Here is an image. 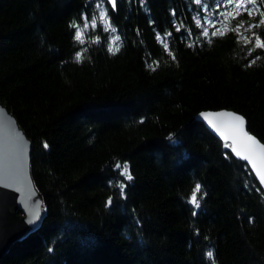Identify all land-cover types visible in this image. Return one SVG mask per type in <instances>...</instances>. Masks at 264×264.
I'll use <instances>...</instances> for the list:
<instances>
[{"label":"trees","instance_id":"1","mask_svg":"<svg viewBox=\"0 0 264 264\" xmlns=\"http://www.w3.org/2000/svg\"><path fill=\"white\" fill-rule=\"evenodd\" d=\"M205 2L207 11L193 0H119L113 11L105 0L101 21L97 0H0V102L31 140L43 203L40 223L0 264H212L208 251L215 264H264V192L194 119L235 111L264 143V50L249 54L264 26L244 32L250 44L231 31L241 20L257 24L264 4L231 19L234 6L219 16L224 7ZM197 11L215 24H205L207 38ZM94 15L96 28L74 41L70 23ZM108 20L114 32L104 30ZM174 22H183L180 32ZM216 28L225 35L212 37ZM156 32L172 33L165 42L175 60ZM153 61L155 71L146 66ZM117 161L134 177L123 197ZM197 182L206 195L193 216L187 200Z\"/></svg>","mask_w":264,"mask_h":264},{"label":"snow or ice","instance_id":"2","mask_svg":"<svg viewBox=\"0 0 264 264\" xmlns=\"http://www.w3.org/2000/svg\"><path fill=\"white\" fill-rule=\"evenodd\" d=\"M108 4L111 5L112 9L114 10L117 5V0H106ZM144 0H140V3H143ZM193 2L203 11H207L209 5L205 2V0H193ZM261 4H264V0H260ZM105 3V0H97L96 8L101 9L99 14V19L101 21L107 19L108 17V10L104 9L102 6ZM217 9L220 7H224L225 11L218 12L217 15L219 16H228L231 8L229 6H234L237 11L232 13L231 19H236L243 13H246L249 17L252 16L253 8H249L248 5L251 4L256 6L257 0H214ZM242 9V12L240 11ZM172 15L175 17L176 12L173 11ZM260 20L257 24L249 23L247 27H244L245 22L241 20L234 29H231L237 35V43L240 42L241 39L244 40L245 44H250L252 41L248 39L244 35V32H247L253 28H260L264 26V10L259 11ZM83 24L77 23L73 20L69 27L74 29L73 40L79 44H83V36H84V29L92 28L95 29L97 26V17L94 15L89 21L87 16H82ZM195 26L201 29L200 35L207 38L209 37V27L205 26L207 23L212 27H215L214 22L209 19L208 17H201L200 11H197L196 15L193 17ZM175 31L180 32L181 28L183 27V22L179 25H175ZM241 28H243V32H241ZM105 31H115V28L112 27L111 21L108 20V27L104 29ZM189 35H191V29H187ZM139 34V32L137 33ZM156 39L159 43L163 44V47L168 54L172 56V59L175 60L174 54L169 50V45L167 39L172 36L171 32H165L163 36H161L160 32H156ZM224 36L225 32L220 31L219 28H216L214 31L211 32L212 37ZM253 37L255 40L254 47L249 49V54L251 55L252 51L255 49L264 50V38L261 37L260 34L254 32ZM117 41H121V37L115 36L109 44V52L115 54L116 52L120 51V45L117 44ZM93 43H99L100 37L97 36L95 40L92 41ZM208 43L211 44L212 40L208 39ZM115 45V46H113ZM191 47V45H189ZM260 57H256L259 59ZM74 62L75 63H82L84 60V56L82 51H77L74 54ZM252 63H255V60L251 61L248 66H251ZM155 65V67L153 66ZM146 66L155 71L156 67L159 66V61H153L152 64H146ZM201 115L208 120V123L226 140L231 141V144L226 145V147H230L232 152L235 155L244 161L248 162L251 165V168L255 171L256 177L259 179V182L262 186H264V143L259 141L256 136L252 135L249 131L246 130V121L244 116L239 115L233 112H219V113H201ZM212 117H216L217 119H212ZM143 122V120H141ZM172 140V137H169ZM44 148H48L49 145L47 142L44 143ZM115 167L120 171V175L123 177V180L118 184V188L120 190V194L123 197L125 195V188L127 184L125 181H132L134 179L129 165L127 162L121 164L119 161L115 163ZM111 183V182H110ZM199 194V195H198ZM206 195L203 192L202 186L200 183H196L192 192L187 200L189 204L193 206V216L197 215V210L201 208V201ZM113 203V198L109 197L106 201V207H110ZM207 257L212 261V264H215V260L213 259L214 253L212 251L207 252Z\"/></svg>","mask_w":264,"mask_h":264},{"label":"water","instance_id":"3","mask_svg":"<svg viewBox=\"0 0 264 264\" xmlns=\"http://www.w3.org/2000/svg\"><path fill=\"white\" fill-rule=\"evenodd\" d=\"M108 5L111 7L110 4ZM219 112L237 113L227 109L205 110L197 113L194 119L203 123L218 139L231 144L230 140L226 141L201 115V113ZM212 119L217 118L212 117ZM246 130L249 131L247 123ZM31 149V140L20 127L15 116L0 102V258L16 241L35 228L43 215L42 198L30 173ZM230 151L234 158L248 166L259 182L251 165L237 157L231 148ZM260 186L264 192V186L261 184Z\"/></svg>","mask_w":264,"mask_h":264},{"label":"rangeland","instance_id":"4","mask_svg":"<svg viewBox=\"0 0 264 264\" xmlns=\"http://www.w3.org/2000/svg\"><path fill=\"white\" fill-rule=\"evenodd\" d=\"M117 1H119V0H117ZM109 6V5H108ZM109 8H111V7H109ZM112 9V8H111ZM113 10V9H112ZM116 10V8L113 10V11H115ZM98 11H99V14H100V11H101V9H98Z\"/></svg>","mask_w":264,"mask_h":264}]
</instances>
